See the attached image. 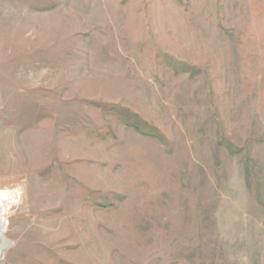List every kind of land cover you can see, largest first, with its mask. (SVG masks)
<instances>
[{"label": "rangeland", "instance_id": "374dc122", "mask_svg": "<svg viewBox=\"0 0 264 264\" xmlns=\"http://www.w3.org/2000/svg\"><path fill=\"white\" fill-rule=\"evenodd\" d=\"M0 264H264V0H0Z\"/></svg>", "mask_w": 264, "mask_h": 264}, {"label": "bare ground", "instance_id": "6f19581e", "mask_svg": "<svg viewBox=\"0 0 264 264\" xmlns=\"http://www.w3.org/2000/svg\"><path fill=\"white\" fill-rule=\"evenodd\" d=\"M7 200V191H0V253L1 250L6 246V240L3 237V230L5 228V219L3 218V215L8 210Z\"/></svg>", "mask_w": 264, "mask_h": 264}]
</instances>
